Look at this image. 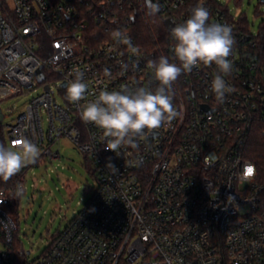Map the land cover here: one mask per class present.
<instances>
[{
	"label": "built area",
	"instance_id": "obj_1",
	"mask_svg": "<svg viewBox=\"0 0 264 264\" xmlns=\"http://www.w3.org/2000/svg\"><path fill=\"white\" fill-rule=\"evenodd\" d=\"M197 6L209 11L208 23L232 28L233 68L225 80L233 91L218 102L211 90L216 65H198L172 84L179 115L170 126L144 130L135 148L106 150L102 130L80 119V105L101 90L154 91L158 81L148 61L166 56L179 64L171 33L166 44L153 34L151 44L139 40L136 15L148 25L154 7L171 19L170 31ZM114 30L139 53L113 39ZM77 70L87 92L71 103L66 87ZM28 93L35 94L16 115L0 107L8 146L23 135L40 149L24 169L61 159L52 144L68 137L85 154L96 184L46 251L31 261L25 253L24 263L264 264V187L243 151L253 128L264 124V19L253 31L245 15L210 0H151L150 6L147 0H0V101ZM246 165L254 168L248 180ZM24 171L13 188H0V239L8 243L16 229L8 208L19 206L18 184L26 191Z\"/></svg>",
	"mask_w": 264,
	"mask_h": 264
},
{
	"label": "clouds",
	"instance_id": "obj_2",
	"mask_svg": "<svg viewBox=\"0 0 264 264\" xmlns=\"http://www.w3.org/2000/svg\"><path fill=\"white\" fill-rule=\"evenodd\" d=\"M209 15L205 7H194L188 19L170 29L175 41L172 49L174 59L179 64L170 62L166 56H161L158 61H148L147 66L152 70L153 79L158 81L154 91L146 87H139L134 91L127 87L119 91L101 90L94 101L80 105V119L102 130L106 150L116 153L122 146L135 148L136 137L144 130L170 126L179 115L173 105L172 84L182 73L191 72L198 65H216L218 74L214 76L211 90L218 102L223 103L225 94L233 91L225 80L233 68L228 59L234 44L232 28L219 23H208ZM111 36L127 45L133 54L139 53V48L133 46L131 38L121 30L112 31ZM105 74L110 75L107 70ZM83 76L77 70L75 79L67 84L66 99L71 103H79L85 98L87 84L83 82ZM39 156L38 146L23 135L13 142L12 147L0 144V179L9 180L24 167L36 163ZM109 166L117 171L111 163ZM249 167L253 169L251 174L247 173ZM253 173V166L246 165L243 179L248 180ZM15 195H23V187L19 184Z\"/></svg>",
	"mask_w": 264,
	"mask_h": 264
},
{
	"label": "rangeland",
	"instance_id": "obj_3",
	"mask_svg": "<svg viewBox=\"0 0 264 264\" xmlns=\"http://www.w3.org/2000/svg\"><path fill=\"white\" fill-rule=\"evenodd\" d=\"M218 1L227 4L237 16L246 15L253 31L259 29L264 19V3H259V0ZM33 94L35 93L5 98L0 101V107L4 112L12 110L16 115ZM10 119L11 116L7 115L4 122H9ZM52 147L59 149L61 159L48 162L47 166L40 164L21 169L25 170L26 191L21 197L17 213L11 214L17 225L14 234L22 242L27 261L46 251L51 239L83 207L95 189V175L85 154L75 142L68 137H61ZM7 249L0 239V250Z\"/></svg>",
	"mask_w": 264,
	"mask_h": 264
},
{
	"label": "trees",
	"instance_id": "obj_4",
	"mask_svg": "<svg viewBox=\"0 0 264 264\" xmlns=\"http://www.w3.org/2000/svg\"><path fill=\"white\" fill-rule=\"evenodd\" d=\"M214 4H222L218 0H210ZM244 15V14H242ZM147 19L149 24L147 25L144 16L136 15L137 30H135V35L138 39L151 42V35H155L158 42L161 44L169 43L167 37L170 34L169 29L165 23L164 15L156 8H151L147 11ZM246 20L247 16L245 15ZM151 44V43H150ZM0 144L8 146L6 139V131L3 122H0ZM243 151L246 158L252 161L257 169L258 176L257 179L259 183L264 187V124H259L254 127L243 145ZM23 171H20L17 175L13 176L7 181L0 179V188L10 189L13 188L17 181L19 180ZM17 207H9L8 211L12 213H17ZM17 229V225H16ZM12 232L11 242L8 243L4 238H1L4 241V244L7 246V251H4L6 258L12 260L13 264H24L20 256V249L22 242L16 237Z\"/></svg>",
	"mask_w": 264,
	"mask_h": 264
},
{
	"label": "water",
	"instance_id": "obj_5",
	"mask_svg": "<svg viewBox=\"0 0 264 264\" xmlns=\"http://www.w3.org/2000/svg\"><path fill=\"white\" fill-rule=\"evenodd\" d=\"M147 4H148V6H150L151 5V0H147ZM165 23H166L168 28H170L172 26V22H171L170 18H167L165 20ZM37 73L39 75V80H42L43 76H42V73H41V67L38 68ZM3 119H4V114H3V112H2V110L0 108V122H2ZM19 253H20L21 259L24 260L26 251L24 250L23 245L21 246V249H20ZM27 253H29V251ZM0 264H10V260L5 259L4 254H3V252L1 250H0Z\"/></svg>",
	"mask_w": 264,
	"mask_h": 264
},
{
	"label": "snow or ice",
	"instance_id": "obj_6",
	"mask_svg": "<svg viewBox=\"0 0 264 264\" xmlns=\"http://www.w3.org/2000/svg\"><path fill=\"white\" fill-rule=\"evenodd\" d=\"M253 172V169L251 168V167H249L248 169H247V173L248 174H251Z\"/></svg>",
	"mask_w": 264,
	"mask_h": 264
}]
</instances>
